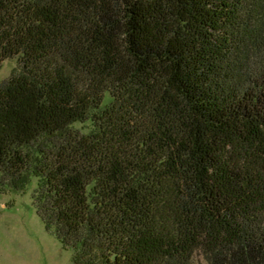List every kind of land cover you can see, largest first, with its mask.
Listing matches in <instances>:
<instances>
[{"label":"trees","instance_id":"16d2710c","mask_svg":"<svg viewBox=\"0 0 264 264\" xmlns=\"http://www.w3.org/2000/svg\"><path fill=\"white\" fill-rule=\"evenodd\" d=\"M0 191L72 264H264V0H0Z\"/></svg>","mask_w":264,"mask_h":264},{"label":"rangeland","instance_id":"374dc122","mask_svg":"<svg viewBox=\"0 0 264 264\" xmlns=\"http://www.w3.org/2000/svg\"><path fill=\"white\" fill-rule=\"evenodd\" d=\"M17 65V58L2 63L0 83ZM35 186L33 179L24 192L0 191V264H72V252L63 249L36 215L31 200Z\"/></svg>","mask_w":264,"mask_h":264}]
</instances>
